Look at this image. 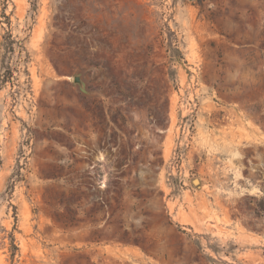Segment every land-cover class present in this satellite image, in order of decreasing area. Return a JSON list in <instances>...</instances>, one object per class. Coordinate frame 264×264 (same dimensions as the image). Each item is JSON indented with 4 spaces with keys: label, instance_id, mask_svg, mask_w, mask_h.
Segmentation results:
<instances>
[{
    "label": "rangeland",
    "instance_id": "obj_1",
    "mask_svg": "<svg viewBox=\"0 0 264 264\" xmlns=\"http://www.w3.org/2000/svg\"><path fill=\"white\" fill-rule=\"evenodd\" d=\"M6 33L0 264H264V0H0Z\"/></svg>",
    "mask_w": 264,
    "mask_h": 264
},
{
    "label": "trees",
    "instance_id": "obj_2",
    "mask_svg": "<svg viewBox=\"0 0 264 264\" xmlns=\"http://www.w3.org/2000/svg\"><path fill=\"white\" fill-rule=\"evenodd\" d=\"M0 47L2 50L0 58L1 69H5V72L11 75L10 66L6 63V61L8 60V55L14 52L15 47H19L22 51L24 50V48L20 46L15 39L12 38L10 33H6L2 36ZM6 79H8V77L5 75V73L3 74V77L0 76V86L3 82H6Z\"/></svg>",
    "mask_w": 264,
    "mask_h": 264
},
{
    "label": "water",
    "instance_id": "obj_3",
    "mask_svg": "<svg viewBox=\"0 0 264 264\" xmlns=\"http://www.w3.org/2000/svg\"><path fill=\"white\" fill-rule=\"evenodd\" d=\"M73 82H74L75 84L79 85L80 87L82 86V82H81V80H80V77H79V76H74V77H73ZM195 182H197V183H198V181H197V180H195V181L193 182L194 184H197V183H195Z\"/></svg>",
    "mask_w": 264,
    "mask_h": 264
}]
</instances>
